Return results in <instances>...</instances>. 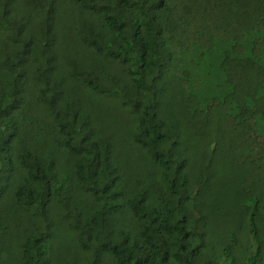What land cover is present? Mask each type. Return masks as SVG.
Masks as SVG:
<instances>
[{"label": "trees", "instance_id": "obj_1", "mask_svg": "<svg viewBox=\"0 0 264 264\" xmlns=\"http://www.w3.org/2000/svg\"><path fill=\"white\" fill-rule=\"evenodd\" d=\"M244 142L264 0H0V264H263Z\"/></svg>", "mask_w": 264, "mask_h": 264}, {"label": "rangeland", "instance_id": "obj_2", "mask_svg": "<svg viewBox=\"0 0 264 264\" xmlns=\"http://www.w3.org/2000/svg\"><path fill=\"white\" fill-rule=\"evenodd\" d=\"M218 146L215 149H207V152L217 159L218 178L221 179L222 185L219 189L223 193L229 196L230 191L232 192V189L238 186L237 184L246 186L254 182L255 186H259L264 183L261 180L264 174V144L244 142L239 146L231 144L220 148ZM198 154L201 153L197 152L196 155Z\"/></svg>", "mask_w": 264, "mask_h": 264}]
</instances>
